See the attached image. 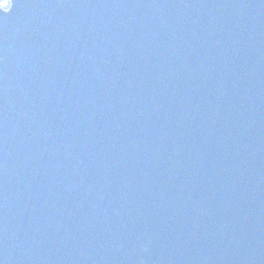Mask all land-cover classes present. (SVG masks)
I'll return each mask as SVG.
<instances>
[{
    "label": "water",
    "instance_id": "95a60500",
    "mask_svg": "<svg viewBox=\"0 0 264 264\" xmlns=\"http://www.w3.org/2000/svg\"><path fill=\"white\" fill-rule=\"evenodd\" d=\"M0 57V264H264V0H13Z\"/></svg>",
    "mask_w": 264,
    "mask_h": 264
},
{
    "label": "snow or ice",
    "instance_id": "6c2138e0",
    "mask_svg": "<svg viewBox=\"0 0 264 264\" xmlns=\"http://www.w3.org/2000/svg\"><path fill=\"white\" fill-rule=\"evenodd\" d=\"M0 59H2V57H0Z\"/></svg>",
    "mask_w": 264,
    "mask_h": 264
}]
</instances>
